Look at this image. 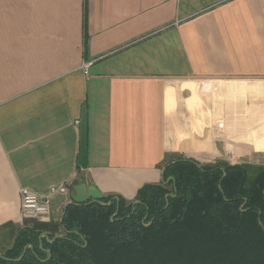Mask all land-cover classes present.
<instances>
[{
	"label": "crops",
	"instance_id": "0c3cea01",
	"mask_svg": "<svg viewBox=\"0 0 264 264\" xmlns=\"http://www.w3.org/2000/svg\"><path fill=\"white\" fill-rule=\"evenodd\" d=\"M254 96L264 0H0V232L23 227L22 188L56 222L75 183L133 201L181 155L217 157L216 140L264 153Z\"/></svg>",
	"mask_w": 264,
	"mask_h": 264
},
{
	"label": "trees",
	"instance_id": "16d2710c",
	"mask_svg": "<svg viewBox=\"0 0 264 264\" xmlns=\"http://www.w3.org/2000/svg\"><path fill=\"white\" fill-rule=\"evenodd\" d=\"M64 212L24 220L0 264H264L263 165L179 158L133 201L109 195Z\"/></svg>",
	"mask_w": 264,
	"mask_h": 264
},
{
	"label": "rangeland",
	"instance_id": "374dc122",
	"mask_svg": "<svg viewBox=\"0 0 264 264\" xmlns=\"http://www.w3.org/2000/svg\"><path fill=\"white\" fill-rule=\"evenodd\" d=\"M202 98V96H201ZM233 99V97L231 98ZM262 97H259V101H257L256 96H254L253 103H252V112L256 115H260V116H264V102L261 101ZM214 100V99H213ZM236 105V104H235ZM234 105V106H235ZM213 118H212V123L214 124V122L219 121V120H223V118H221L220 116L217 117L216 113H215V104H213ZM217 106L219 108H223V105L221 103L217 104ZM245 109L244 112H242V110H240V114L242 115V113L245 114ZM215 115V117H214ZM202 120V118H198V120ZM216 140V139H215ZM216 144L218 146L219 153L217 155V157H210V158H197V162H199L200 164H210L213 165L217 162H226L229 164H254V165H263L264 166V153L262 152H255V151H250L244 154H233L231 151H226L224 150V143L220 140H216ZM180 158H189L188 156H180ZM103 198V197H102ZM38 222V221H37ZM44 223V222H43ZM16 231V230H14ZM15 235V233H14ZM12 242V236L10 235V230L9 231H1L0 232V252H2L3 250H5L6 248L9 247V245Z\"/></svg>",
	"mask_w": 264,
	"mask_h": 264
},
{
	"label": "water",
	"instance_id": "95a60500",
	"mask_svg": "<svg viewBox=\"0 0 264 264\" xmlns=\"http://www.w3.org/2000/svg\"><path fill=\"white\" fill-rule=\"evenodd\" d=\"M79 127H80V148H79L78 165L82 169H85L87 166V146H86L87 117H86L85 106H83L81 110ZM69 196L71 199L70 204L100 202L103 197L93 186H86L85 184L82 183L72 184L70 186ZM64 213L65 212H63L62 217Z\"/></svg>",
	"mask_w": 264,
	"mask_h": 264
},
{
	"label": "built area",
	"instance_id": "2783aa9c",
	"mask_svg": "<svg viewBox=\"0 0 264 264\" xmlns=\"http://www.w3.org/2000/svg\"><path fill=\"white\" fill-rule=\"evenodd\" d=\"M87 64L84 66L86 73ZM20 210L22 220H33L38 222L50 221V202L49 198L37 196L27 188L20 190Z\"/></svg>",
	"mask_w": 264,
	"mask_h": 264
}]
</instances>
